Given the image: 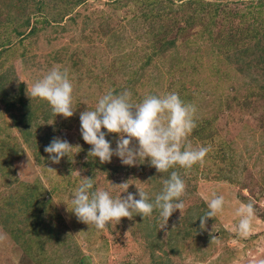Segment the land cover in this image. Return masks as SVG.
Returning <instances> with one entry per match:
<instances>
[{
	"label": "rangeland",
	"instance_id": "obj_1",
	"mask_svg": "<svg viewBox=\"0 0 264 264\" xmlns=\"http://www.w3.org/2000/svg\"><path fill=\"white\" fill-rule=\"evenodd\" d=\"M171 1L0 0V264L264 258V0H199L203 10ZM57 65L68 69L74 88L76 111L67 119L28 94ZM110 89L130 90L135 102L176 92L195 104L188 140L210 146L203 162L157 173L147 158L128 167L116 156L103 164L88 157L79 115ZM53 137L80 149L52 164L44 147ZM106 139L116 147V134ZM173 170L187 185L185 208L165 226L159 210L122 218L106 231L71 212L69 198L80 184L75 171L113 198L127 193L107 181H128V192L154 199ZM213 193L224 197L223 211L201 229ZM250 201L256 218L245 238L234 230L236 210Z\"/></svg>",
	"mask_w": 264,
	"mask_h": 264
},
{
	"label": "clouds",
	"instance_id": "obj_2",
	"mask_svg": "<svg viewBox=\"0 0 264 264\" xmlns=\"http://www.w3.org/2000/svg\"><path fill=\"white\" fill-rule=\"evenodd\" d=\"M73 91L68 69L57 65L32 83L28 94L46 101L55 116L67 119L76 111L73 107ZM196 113V105L185 102L176 92L147 95L135 102L130 90L116 93L110 89L98 98L93 110L86 109L80 113V134L84 143L91 146L88 157L98 158L102 164L110 163L112 157L116 156L122 165L134 167L140 160L147 158L157 173H169L176 166L191 169L197 163H202L210 151V146L194 147L188 140L197 126ZM106 133L118 136L115 148L106 139ZM133 141L136 143L133 144ZM73 149H80V146L53 137L44 147V152L52 164H59ZM46 169L56 174L55 169ZM75 173L80 178V184L69 198L71 212L80 222L91 224L97 230L106 231L108 225L112 222L118 224L122 218L150 216L154 210H159L165 226L174 212L185 208L181 197L186 194L187 185L175 170L162 180V190L155 194L154 199H150L145 191L137 190L135 194L128 192V181L120 184L107 181L112 189L127 193L123 197L120 194L113 198L107 190H94V179L81 177L79 171ZM224 203L223 196L213 193L208 202L209 210L199 218L201 229L207 220L223 211ZM254 204L255 201L246 204L240 202L236 210L240 219L234 230L245 238L253 232L256 218ZM253 264H264V258L254 259Z\"/></svg>",
	"mask_w": 264,
	"mask_h": 264
},
{
	"label": "trees",
	"instance_id": "obj_3",
	"mask_svg": "<svg viewBox=\"0 0 264 264\" xmlns=\"http://www.w3.org/2000/svg\"><path fill=\"white\" fill-rule=\"evenodd\" d=\"M171 0H168V2H170ZM172 2V1H171ZM183 3H188V4H190V5H192L193 7H196L197 5H198V7H202L201 8V10H203L204 8H203V5H207V4H205V3H201L199 0H187V1H184V2H182L181 4H183ZM171 5H172V3H171ZM170 6H168V10H170V8H169ZM197 8V7H196ZM252 32V31H251Z\"/></svg>",
	"mask_w": 264,
	"mask_h": 264
}]
</instances>
